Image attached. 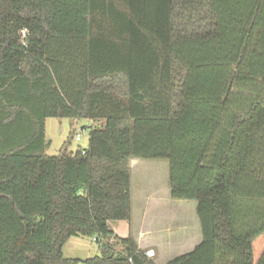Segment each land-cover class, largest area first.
Masks as SVG:
<instances>
[{
    "label": "trees",
    "instance_id": "trees-1",
    "mask_svg": "<svg viewBox=\"0 0 264 264\" xmlns=\"http://www.w3.org/2000/svg\"><path fill=\"white\" fill-rule=\"evenodd\" d=\"M89 120L45 152L46 119ZM169 162L202 241L164 264H264V0H0V264H158L130 160ZM100 254L67 257L71 237Z\"/></svg>",
    "mask_w": 264,
    "mask_h": 264
},
{
    "label": "rangeland",
    "instance_id": "rangeland-1",
    "mask_svg": "<svg viewBox=\"0 0 264 264\" xmlns=\"http://www.w3.org/2000/svg\"><path fill=\"white\" fill-rule=\"evenodd\" d=\"M89 120L86 118H79V119H70L67 117L59 118V117H48L46 120V144L45 146V152L49 155H56L60 152L62 149L64 143L68 141L70 136L73 132H80L81 139L76 140L75 135H73L70 146L68 148L69 151H75L77 147H87L88 146V139H89ZM140 159V158H138ZM146 161L150 162V164L147 162L148 166L145 169H142L135 173V180H134V174H132L131 182H132V188H134V185L136 187L137 184L142 183V186L144 190H148V193H153V183L159 182L162 180V178L166 176V173H168V160L164 158H157V159H145ZM141 163H138V166ZM146 178H149L150 181H148ZM134 182V185H133ZM151 197V196H150ZM155 199V198H154ZM173 200L171 201L170 205L164 208L165 211L162 212L158 217H161L165 215L163 221L165 226H169L171 228H175V226H180V224L183 223L184 230H189V234L193 236H196L198 239L197 234L199 235V227L200 222L197 217L196 211H195V204L196 200L194 199H168ZM178 200V201H176ZM174 202H180L181 204L179 206H174ZM187 202L188 205L186 204ZM194 202V203H193ZM185 203V204H182ZM166 213V214H165ZM155 218L154 215L151 214V219L153 220ZM162 221V220H161ZM115 225H121V226H127L128 220H114L112 221ZM111 222V223H112ZM187 228V229H186ZM181 230V229H178ZM169 234L173 233L174 238H176L179 234V232H176V230H169ZM181 236V235H180ZM150 238L149 240H151ZM196 239V238H195ZM195 241V240H194ZM193 241V242H194ZM165 244V248L168 250L167 254L170 255L173 253L172 246L170 244H167V242L163 241ZM192 242V243H193ZM193 245V244H192ZM64 253L66 256H70L72 258H79V259H86L89 257H94L95 255L100 254V247L99 242L94 240V238L84 235H76L71 236L68 241L64 244ZM164 248V249H165ZM150 250L147 248V251ZM152 250V249H151ZM154 252V251H153ZM157 254V253H156ZM156 254L152 255V258L156 261V263L159 261V259H156ZM174 255V254H171ZM168 257V256H167ZM162 261V262H161ZM158 262V264H162L164 259ZM79 264H85L84 262H80Z\"/></svg>",
    "mask_w": 264,
    "mask_h": 264
},
{
    "label": "crops",
    "instance_id": "crops-1",
    "mask_svg": "<svg viewBox=\"0 0 264 264\" xmlns=\"http://www.w3.org/2000/svg\"><path fill=\"white\" fill-rule=\"evenodd\" d=\"M139 162L141 164L138 166ZM147 162L148 161L142 158L140 159L132 158L130 160L129 163L130 180L132 174H134V180H135V173L137 172V174H139L138 173L139 171L147 168L148 166ZM148 163L150 164V162ZM169 175L170 172H169V164H168V173H166L165 178L163 177L161 181L153 183V188H152L153 193L151 194L148 193V190H144L142 183L137 184L135 187L133 182L134 188H132V182H131V199H132L131 219L128 220L129 222L127 226H121L117 224L115 225L112 221H111L112 223L110 222V227L115 234H118L120 236H127L129 234L132 235L134 239L137 241L140 248L145 249L146 251L147 248L152 249L155 252V254L157 253L156 259H159V261L164 259L162 264L166 263L167 261H169L170 259L176 256L192 251L202 241L203 238L201 226L199 227V235L197 234L198 236L197 239L196 236H194L193 238V236L189 234V230L187 228L186 231L184 230L185 228L183 223L180 224V226H175V228H171L169 226H165L164 224L163 219L165 215L158 217L162 212L165 211L164 208L166 207L167 209L170 203H172L171 201H173V200H168V199H173L171 193V187L169 183ZM146 179L150 181L149 178ZM188 203L189 202H187L186 204L188 205ZM180 204H181L180 202L177 203L174 202L173 205L179 206ZM194 204L196 208L197 201ZM151 214L155 216L153 220L151 219ZM169 230L170 231L176 230L175 234L179 232L181 236L178 235L176 238H174L175 235H173V233L169 234L168 232ZM150 238L152 239L149 240ZM164 240L167 242V244H170L172 246L173 253L171 254L174 255L167 254L168 250L164 246L165 244L163 242ZM62 249L64 253L65 250L64 248Z\"/></svg>",
    "mask_w": 264,
    "mask_h": 264
},
{
    "label": "built area",
    "instance_id": "built-area-1",
    "mask_svg": "<svg viewBox=\"0 0 264 264\" xmlns=\"http://www.w3.org/2000/svg\"><path fill=\"white\" fill-rule=\"evenodd\" d=\"M75 139L76 140H80L81 139V134H80V132H76V134H75ZM94 238V240H96V238L95 237H93ZM149 256H152L153 254H154V252H153V250H148L147 252H146Z\"/></svg>",
    "mask_w": 264,
    "mask_h": 264
},
{
    "label": "water",
    "instance_id": "water-1",
    "mask_svg": "<svg viewBox=\"0 0 264 264\" xmlns=\"http://www.w3.org/2000/svg\"><path fill=\"white\" fill-rule=\"evenodd\" d=\"M45 146H47V144L45 143Z\"/></svg>",
    "mask_w": 264,
    "mask_h": 264
}]
</instances>
